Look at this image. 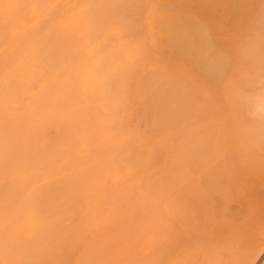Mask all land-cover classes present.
Masks as SVG:
<instances>
[{
	"label": "bare ground",
	"instance_id": "bare-ground-1",
	"mask_svg": "<svg viewBox=\"0 0 264 264\" xmlns=\"http://www.w3.org/2000/svg\"><path fill=\"white\" fill-rule=\"evenodd\" d=\"M59 1L71 4L0 0V256L10 261L12 237L43 263L60 256L68 264H229L223 223L233 219L229 195L243 154L221 140L214 152L204 143L198 155L152 160L131 129L76 127L58 78L56 22L38 37L34 20ZM105 130L110 143L101 140ZM8 197L23 224L6 220ZM27 228L37 243L24 240ZM250 259L240 254L235 263Z\"/></svg>",
	"mask_w": 264,
	"mask_h": 264
},
{
	"label": "rangeland",
	"instance_id": "rangeland-1",
	"mask_svg": "<svg viewBox=\"0 0 264 264\" xmlns=\"http://www.w3.org/2000/svg\"><path fill=\"white\" fill-rule=\"evenodd\" d=\"M81 1L47 3L34 18L38 37L56 22L58 78L74 125L131 129L152 160L198 155L204 143L214 152L221 140L227 152L242 153L229 195L233 219L223 223L231 236L226 260L236 264L243 254L264 264V0ZM100 134L112 142L109 131ZM16 206L11 197L4 202L9 224L24 223ZM37 236L27 228L24 240ZM11 239V259L0 256V264H68L26 256L23 238Z\"/></svg>",
	"mask_w": 264,
	"mask_h": 264
}]
</instances>
